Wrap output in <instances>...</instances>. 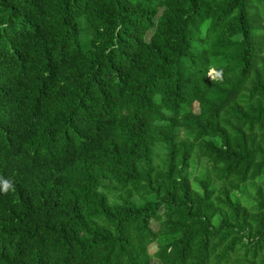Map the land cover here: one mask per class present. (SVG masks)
Here are the masks:
<instances>
[{
    "label": "trees",
    "instance_id": "1",
    "mask_svg": "<svg viewBox=\"0 0 264 264\" xmlns=\"http://www.w3.org/2000/svg\"><path fill=\"white\" fill-rule=\"evenodd\" d=\"M153 258L264 264V0H0V264Z\"/></svg>",
    "mask_w": 264,
    "mask_h": 264
},
{
    "label": "rangeland",
    "instance_id": "2",
    "mask_svg": "<svg viewBox=\"0 0 264 264\" xmlns=\"http://www.w3.org/2000/svg\"><path fill=\"white\" fill-rule=\"evenodd\" d=\"M150 33H151V31L148 32L147 37L150 35ZM214 74H215V71L213 69H211L209 71V73H208L209 77H213ZM193 108H194L195 111L198 110V106H197L196 103H194V107ZM156 226H157L156 221L155 220H152L151 221V227L153 229H156ZM148 248H149V252L150 253H153L156 250V243L153 242V243L149 244ZM151 264H158V261L155 258H153L152 261H151Z\"/></svg>",
    "mask_w": 264,
    "mask_h": 264
},
{
    "label": "clouds",
    "instance_id": "3",
    "mask_svg": "<svg viewBox=\"0 0 264 264\" xmlns=\"http://www.w3.org/2000/svg\"><path fill=\"white\" fill-rule=\"evenodd\" d=\"M9 183H10V182L7 181V180L4 181V184H5V185H9Z\"/></svg>",
    "mask_w": 264,
    "mask_h": 264
}]
</instances>
